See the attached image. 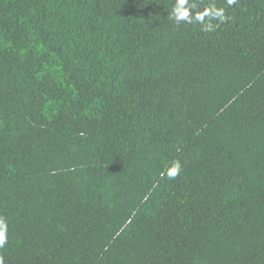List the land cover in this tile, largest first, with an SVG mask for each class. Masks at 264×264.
<instances>
[{
    "label": "trees",
    "instance_id": "trees-1",
    "mask_svg": "<svg viewBox=\"0 0 264 264\" xmlns=\"http://www.w3.org/2000/svg\"><path fill=\"white\" fill-rule=\"evenodd\" d=\"M177 3L0 0V264H264V0Z\"/></svg>",
    "mask_w": 264,
    "mask_h": 264
},
{
    "label": "clouds",
    "instance_id": "clouds-1",
    "mask_svg": "<svg viewBox=\"0 0 264 264\" xmlns=\"http://www.w3.org/2000/svg\"><path fill=\"white\" fill-rule=\"evenodd\" d=\"M229 3H235V0H229ZM187 4V0H178L176 9L173 13V17L177 20L186 19L188 17V11L185 5ZM180 171V165L179 162H176L174 165V170L171 172V176L174 177L177 175ZM0 226L3 227L4 231H0V247H3V245L6 243V235L4 234L6 232V224L3 220H0Z\"/></svg>",
    "mask_w": 264,
    "mask_h": 264
}]
</instances>
